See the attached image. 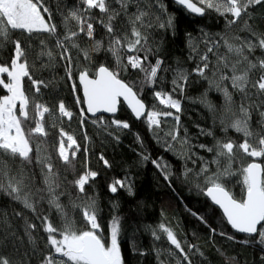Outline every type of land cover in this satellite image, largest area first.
<instances>
[{
	"label": "snow or ice",
	"instance_id": "6c2138e0",
	"mask_svg": "<svg viewBox=\"0 0 264 264\" xmlns=\"http://www.w3.org/2000/svg\"><path fill=\"white\" fill-rule=\"evenodd\" d=\"M174 2L184 10L197 15H203L206 9L214 10L225 17L230 30L245 34L222 36L220 38L222 44L220 41H206V45L211 46L207 47V52L199 55L200 63L191 70L207 80L216 91L222 93V110L227 117L220 120L222 130L226 132L231 128L243 137L239 143L232 139H218L214 147L200 144L199 148L214 155L210 162L201 158L202 167L197 175L204 176V194L222 209L223 216L231 228L252 238L242 242L264 246V164L256 162L259 158H264V32L257 31L250 11L256 6L264 7V0H195V2L174 0ZM80 3L82 8H73L64 17L65 32L64 39L61 40L57 36L58 26L51 23L52 13L45 6L44 0H0V47L5 42L13 45L10 64L0 63V89L7 93L0 95V193L33 213L41 222L42 231L47 234V246L52 250L44 255L41 264H124L119 241L121 231L119 218L112 219L110 236L108 241H105L99 234L100 224L96 203L87 199L85 186L90 180H94L98 173L88 169L85 163L83 173L71 181L67 179L66 174L74 171L77 153L81 151V145L75 136L66 132L62 126L58 129V146L54 145V147L57 159L64 165L63 171L57 169L52 155L43 147L50 134L46 118L52 119L51 127H57L58 123H62L63 118L71 121L74 113L66 106L64 100L58 102L54 112L46 102L37 99V96L42 95V87L47 88L48 83L43 79L33 78L29 49L25 48L19 39H12L11 33L16 31L26 33L29 38H32L33 34H37L38 38L41 33L57 36L55 47L62 50L59 53L60 60L67 61L65 69L67 79L73 81L71 91L75 94L82 89L83 92V101L76 96L75 103L86 104L88 113L93 116L97 113L115 114L123 100L137 119L146 114L149 129H159L163 118L173 117L175 126L166 135L171 141L179 142L187 149L191 147L190 142L186 135L181 138L180 134L178 113L182 110L181 100L175 98L174 93L178 91L183 94L191 73L179 66L175 69L165 68V61L159 56L154 63L149 60V56L153 54L149 44V30L154 24L149 11L140 7L139 0H111V2L80 0ZM133 5L135 11H129ZM157 5L162 11H166L160 0H157ZM94 9L99 11L100 16L91 15ZM118 19L121 20L119 26L115 23ZM155 19L158 22L160 18L157 16ZM70 22H75V31L70 27ZM95 24L103 27L109 37L107 51L115 57L116 69L104 65L97 67L94 73L88 67L80 69L76 77L80 86L78 89L73 75V58L65 41L72 48L79 49L76 38L84 34L93 41L91 51L99 52L103 47V41L95 39ZM158 27L174 29V17L169 15L165 22L158 23ZM39 45L41 47L35 58L39 60L46 56L50 62L54 61L55 56L48 49L47 41L39 39ZM221 47L225 49L224 52L219 50ZM257 50L261 55H256ZM82 51L84 59L91 61L89 50ZM193 51H196L195 46ZM122 52L133 54L127 55L125 62ZM208 53H213L216 57L215 62L209 59ZM42 66L49 65L42 64ZM129 69L142 73L143 83L149 87L156 85L162 79L159 73L168 71L173 73L171 92L161 89L153 93L159 104L170 109L169 111L159 110L155 106L148 109L138 91L134 90V85L121 78V72ZM25 78L34 90L32 96H29L25 90ZM233 92L239 94L238 101L234 99ZM209 107L215 110L214 106L209 105ZM254 114L259 118L258 131L252 125ZM85 119V109L80 108L81 127ZM92 123H99L102 127L109 126L105 124L102 116ZM110 125L115 126L116 129L130 127L126 121L119 119H112ZM201 134L213 135L211 131L203 129ZM84 138L89 139L87 134ZM167 147L171 150L173 145L168 144ZM83 151L87 157L88 148L85 147ZM245 158H252V161L245 164L243 163ZM99 159L106 167H110L103 155H100ZM153 163L158 168L161 167L156 161ZM210 163L216 165V170L208 174ZM237 164L239 166L234 168ZM37 168L39 182L35 170ZM187 171L191 172V169ZM237 174L241 177L239 182L243 186L241 199H237L226 186L229 179ZM169 176L170 173L165 171L164 179H169ZM69 186L78 193L75 199L68 191ZM125 187L131 194V186L124 180H115L109 186V190L116 193L118 188ZM62 196L68 198L73 209L81 210L82 219L87 225L85 229L76 228L74 219L65 211V205L61 202ZM77 200L81 203H77ZM42 203H46L50 209H54L59 214L62 221L59 228L54 226L48 215L42 214V210L38 211ZM14 215L24 220L25 235L35 246L36 239L33 232L37 229V224L29 222L23 212H14ZM200 219L204 220L203 217ZM0 223L5 226L0 239L7 241L10 236L16 237L14 231H7L11 225L6 213L0 214ZM158 230L166 236L170 245L178 250L182 261L193 264L189 252L196 248L195 245H188V251H185V247L172 229L162 223L158 226ZM212 231L215 232L216 229ZM152 234L157 240L161 238L157 230H153ZM220 235L224 236L226 233L221 232ZM228 239L234 240L235 237L228 236ZM261 251L264 252V247H261ZM171 254L175 255V253ZM182 261L178 259L176 264H182ZM0 264H13V261L0 254ZM161 264L164 262L161 261Z\"/></svg>",
	"mask_w": 264,
	"mask_h": 264
},
{
	"label": "trees",
	"instance_id": "16d2710c",
	"mask_svg": "<svg viewBox=\"0 0 264 264\" xmlns=\"http://www.w3.org/2000/svg\"><path fill=\"white\" fill-rule=\"evenodd\" d=\"M111 2V0H110ZM166 8L162 11L157 0H139L141 8L149 11L154 27L149 30V44L153 49V54L149 60L154 63L157 56L164 59L165 68L175 69L182 67L189 71V83L185 86L183 94L178 91L174 93L175 98L181 100L182 110L180 116L181 138L187 136L190 142V149L185 148L179 142L171 141L166 135L175 126L173 117L163 118V123L159 129H149L146 123V116L141 120H136L124 103L120 104L119 112L116 116L101 115L108 127H102L99 123H92L98 117L91 118L85 111V121L80 124V108L84 104L77 105L75 97H83L81 89L75 94L71 91L73 81L67 79L66 60H60L61 49L55 47L57 36L64 39V17L73 8H82L80 0H44L52 13V21L58 26L57 36H49L47 33L33 34L29 38L26 33L12 32V39H19L25 48L29 49V63L32 65V75L34 79H43L48 83L47 88L41 89L42 95L37 99L46 102L55 112L58 102L64 100L74 116L71 121L63 118L62 123L57 127H51L52 119L46 118L49 127V137L47 143L43 145L47 153L51 154L57 167L63 171L64 165L57 159L54 145L58 146V129L63 127L66 132L73 134L81 145V151L77 153L74 171L67 173V179L73 180L87 168L98 173L94 180H90L85 186L87 199L94 200L98 208V223L100 224L99 234L108 241L110 236V224L114 217L120 220L121 231L119 241L124 264H176L180 257L178 250L170 245L166 236L159 232L158 226L164 224L176 234L177 238L188 251V245H195L196 248L189 252L193 264H264V252L257 243L245 244L243 240H251L247 235L235 232L227 223L221 211L215 207L203 192L205 179L202 175H197L202 167V160L211 161L213 153L206 152L199 148L200 144L214 147L216 140L232 139L237 143L241 142L242 134L229 128L226 132L222 130L220 120L227 119L222 110V93L215 90L209 82L191 70L200 63L199 55L207 52L206 41L214 40L223 43L222 36L245 35L230 30L225 17L216 11L206 9L202 16L190 14L173 0H160ZM195 2V0H194ZM151 5V7H148ZM113 6H116L113 4ZM129 11H135L133 5ZM254 18V26L259 32H264V7L256 6L250 10ZM91 15L100 16L98 10H92ZM174 17L175 28H159L158 23L165 22L168 16ZM159 17L157 22L155 17ZM47 19V14H45ZM230 18V17H229ZM121 25V20L115 22ZM251 23V22H250ZM73 31L76 30L75 22H70ZM235 27V26H234ZM95 39L103 41V47L99 52L91 51L93 41L84 34L76 38L79 49L72 48L65 41V45L70 48L73 58V75L78 89L80 88L78 72L84 67H88L92 73L100 65L116 69V59L107 51L109 37L106 31L99 24H95ZM39 39L47 41L55 60L50 62L48 58H35L40 50ZM31 45V48H29ZM195 46L196 51H193ZM13 45L5 42L0 47V63H9ZM82 50H89L91 61L85 60ZM224 52L225 49H219ZM133 53L122 52V55H132ZM143 55V53H140ZM256 55H261L257 50ZM209 59L215 62L213 53H208ZM43 65H49L43 67ZM162 79L154 86L149 87L143 83V74L137 70L129 69L121 72V78L129 84L134 85V90L147 104L148 109L155 106L159 110L169 111L155 99L153 93L163 89L171 92L173 73L171 71L158 74ZM211 78V74H209ZM25 90L29 96L34 94L30 82L25 78ZM230 91H233L229 88ZM7 94L0 89V95ZM234 99L239 94L233 92ZM209 105L214 106L210 109ZM174 111V110H172ZM112 119L126 121L130 127L128 129H116L110 125ZM258 116L254 114L252 125L257 131ZM201 129L211 131L212 136L201 134ZM85 134L89 139H85ZM118 137V139H117ZM172 144L170 150L167 145ZM87 147L88 153L85 157L83 149ZM181 153H185L182 155ZM100 155L109 162L110 167H106L99 159ZM144 157H147L145 159ZM190 157V158H189ZM156 161L161 167L153 163ZM252 158H245L243 163L251 162ZM257 161L264 164V158ZM239 165H234L238 167ZM35 168V166L33 165ZM191 169V172L187 170ZM37 172V182L40 181L39 169ZM216 170L215 164H209V173ZM165 171L170 173L169 179H164ZM187 173V174H186ZM241 177H231L226 186L237 199L243 197V186L239 182ZM115 180H124L131 186L132 193L129 194L127 187L118 188L116 193L109 190V186ZM42 186V185H41ZM73 199L78 196L74 188L68 187ZM61 202L65 205V211L74 219L78 230L87 227L82 219L81 210L73 209L67 197H61ZM77 203H81L77 200ZM46 214L52 220L55 227L59 228L62 221L59 214L50 209L46 203H42L38 211ZM14 212H23L29 222L36 223L37 229L33 232L36 239L35 246L31 244L25 235L24 220L16 217ZM7 214V220L11 227L9 232H15L16 237H9L7 241L0 239V254L7 256L13 264H41L45 254L52 250L47 246V234L42 231L41 222L36 216L23 209L22 206L9 197L0 193V214ZM200 217H203L202 221ZM206 221L207 223H205ZM4 225L0 223V237L3 235ZM212 229H216L215 232ZM153 230L161 236L159 240L153 236ZM221 232L226 235H220ZM234 236V240L228 239ZM59 238V237H58ZM6 245V246H4ZM35 248V250H34ZM19 249V251H17ZM27 253V255H25ZM171 253H175L172 255ZM203 253V255H201ZM58 258V257H57ZM234 258V259H233ZM182 264L187 262L182 261Z\"/></svg>",
	"mask_w": 264,
	"mask_h": 264
},
{
	"label": "water",
	"instance_id": "95a60500",
	"mask_svg": "<svg viewBox=\"0 0 264 264\" xmlns=\"http://www.w3.org/2000/svg\"><path fill=\"white\" fill-rule=\"evenodd\" d=\"M174 1V0H173ZM178 5V4H177ZM180 6V5H179ZM181 7V6H180ZM190 13V12H189ZM190 14H193V13H190ZM193 15H196V16H202V15H197V14H193ZM81 94H82V97H83V92H82V89H81ZM141 98V97H140ZM142 99V98H141ZM143 100V99H142ZM143 102H144V100H143ZM121 103H124V105L127 107V104L125 103V102H123V100H121ZM145 103V102H144ZM146 104V103H145ZM146 106H147V104H146ZM84 107H85V111H86V104H84ZM119 108H120V106H119ZM128 108V107H127ZM128 110L131 112V110L128 108ZM118 112H119V110H118ZM118 112L117 113H115V114H110V113H97L96 114V116H93L91 113H88L87 111H86V113H87V115L89 116V117H91V118H95V117H98V116H101V115H105V116H116L117 114H118ZM131 114L133 115V117L136 119V120H141V119H143L145 116H146V114H145V116L144 117H141L140 119H137L135 116H134V114L131 112ZM256 162H259V161H256ZM260 163V162H259ZM207 197V196H206ZM208 199H209V201L215 206V207H217L220 211H221V213L223 214V212H222V209H220L219 208V206H217V205H215L212 201H211V199L209 198V197H207ZM225 218V217H224ZM226 219V218H225ZM229 225V224H228ZM230 226V225H229ZM231 227V226H230ZM234 230V229H233ZM235 231V230H234ZM236 232V231H235ZM238 233V232H237ZM239 234H242V233H239ZM243 235H246V234H243Z\"/></svg>",
	"mask_w": 264,
	"mask_h": 264
}]
</instances>
